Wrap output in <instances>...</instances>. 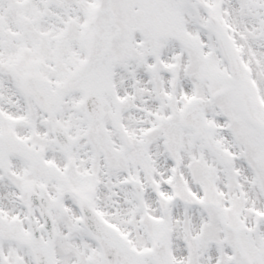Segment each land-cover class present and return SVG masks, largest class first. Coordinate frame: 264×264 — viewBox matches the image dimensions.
Wrapping results in <instances>:
<instances>
[{
	"label": "snow or ice",
	"instance_id": "1",
	"mask_svg": "<svg viewBox=\"0 0 264 264\" xmlns=\"http://www.w3.org/2000/svg\"><path fill=\"white\" fill-rule=\"evenodd\" d=\"M0 264H264V0H0Z\"/></svg>",
	"mask_w": 264,
	"mask_h": 264
}]
</instances>
